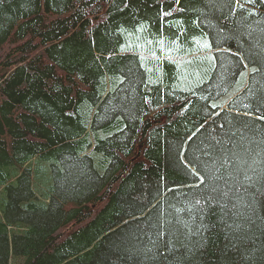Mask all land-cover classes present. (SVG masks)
<instances>
[{
  "label": "trees",
  "instance_id": "16d2710c",
  "mask_svg": "<svg viewBox=\"0 0 264 264\" xmlns=\"http://www.w3.org/2000/svg\"><path fill=\"white\" fill-rule=\"evenodd\" d=\"M0 264H264V0H0Z\"/></svg>",
  "mask_w": 264,
  "mask_h": 264
}]
</instances>
